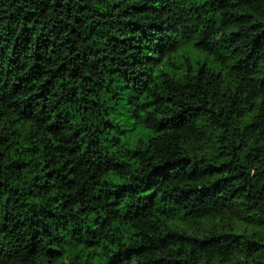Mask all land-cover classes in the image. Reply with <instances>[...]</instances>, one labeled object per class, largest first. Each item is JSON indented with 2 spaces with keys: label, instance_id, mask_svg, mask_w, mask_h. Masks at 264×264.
Here are the masks:
<instances>
[{
  "label": "trees",
  "instance_id": "16d2710c",
  "mask_svg": "<svg viewBox=\"0 0 264 264\" xmlns=\"http://www.w3.org/2000/svg\"><path fill=\"white\" fill-rule=\"evenodd\" d=\"M0 264H264V0H0Z\"/></svg>",
  "mask_w": 264,
  "mask_h": 264
}]
</instances>
